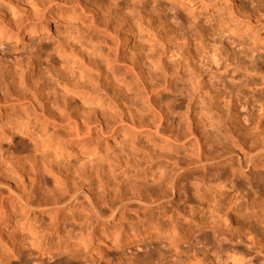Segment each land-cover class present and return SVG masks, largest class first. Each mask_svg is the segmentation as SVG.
Instances as JSON below:
<instances>
[{
  "label": "clouds",
  "instance_id": "9594fccd",
  "mask_svg": "<svg viewBox=\"0 0 264 264\" xmlns=\"http://www.w3.org/2000/svg\"><path fill=\"white\" fill-rule=\"evenodd\" d=\"M0 264H264V0H0Z\"/></svg>",
  "mask_w": 264,
  "mask_h": 264
}]
</instances>
